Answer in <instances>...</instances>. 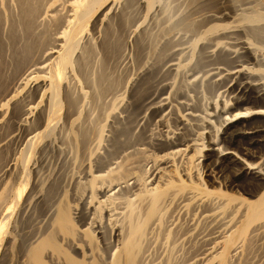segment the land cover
<instances>
[{"label":"bare ground","instance_id":"obj_1","mask_svg":"<svg viewBox=\"0 0 264 264\" xmlns=\"http://www.w3.org/2000/svg\"><path fill=\"white\" fill-rule=\"evenodd\" d=\"M130 1L132 4L133 0ZM130 1H127L128 4ZM197 1L198 0H196L195 3ZM202 1H206L211 5V2H208V0ZM198 2H200V0ZM135 3L137 4V2ZM207 3L206 6L203 3L205 8L203 7L204 10H202V8L199 12L209 11L208 9L205 10L208 6ZM215 3L213 6L217 5ZM2 4L4 10H7V13H5L7 18L6 24L0 31V107L4 104H10V111L8 113L9 120H7L15 127L13 130L21 131V133L18 134L13 130L4 133L3 131L5 130H3V134L0 135V160L2 157L1 154H4L10 144L15 143L18 145L17 151H19L15 152L14 150L11 157L5 160L2 157L4 161L0 165V196H2V198L0 197V237H3L4 230L7 228L6 225L8 224L6 218L8 217L9 209L13 205V201L6 202L4 200L6 197H4L3 194L6 193L5 195L8 196L10 191V187L7 186L8 181L9 179L11 182L15 180L16 174L18 173H16V165L18 162H15V154L21 155V162H19V165L23 166L22 171H24L28 163L31 149L39 141L43 133L46 132L50 125L58 118V113L62 107V103L60 102L62 99L58 97L59 88H62L64 92L63 102L65 105L64 113L62 114V129L64 130L65 127L70 131L71 137L75 138L77 146L79 147L78 149H80L81 152L79 156L80 161L77 163H80L81 166L80 178L82 180L80 181V194L78 195L76 204H70L73 200H71L70 203L65 201L61 203L57 202L58 204L55 211L53 210L54 213L51 217L52 220L49 228L47 230L45 229L46 231L40 232L35 239L33 238L34 240L32 242L30 241L31 245L24 256H22V258H24L20 264H45L43 257L47 258L46 261H48L49 264H149V261L154 257L152 256L151 259L147 258L146 252L147 249H150L147 246L151 245L150 243L148 244V242L153 235L160 231L162 232V230H164L163 228L169 231L167 233V239L171 237V239H168L170 242L168 241L167 244L165 243V251L167 253L163 258V260H165L164 264H177V262H179V260L181 262L183 258H187L186 260L190 258H194L195 260L201 258L208 262L214 261L215 264H228V253L230 250H236L242 246H244L246 251L252 249L253 238L255 239V236L259 233L261 228H264V222H262V220L260 221V219L264 217V120L261 122L251 121L254 118H264V87L262 82L258 79L261 76L255 78L249 75L243 63L236 66L232 65L231 67H226L225 65V67L218 66L214 63L212 64L215 65V67L212 68L214 71H211L210 76L212 75L211 78H214L217 82L221 79L223 85H227L229 99L222 100L221 106L214 103L215 105L212 107V112H204L203 115L195 113V110L192 109L193 107L190 108L191 104L190 107H186L185 105L187 104L183 103L182 106L179 105L180 115H176V109L173 107V104L171 105L168 103L169 101L166 96H160L162 93L166 94L165 90L158 91L159 87L154 84L155 86H153V88H156V86L158 87L157 92L154 91V89L152 91L151 86V91L149 94L147 93L148 96L145 94V92H148L147 89L150 88H148L149 81L152 79L149 80L151 72L149 75L147 74L148 76H143L144 73H142L140 74L141 82H138V87L136 90L135 88L132 89L135 90L136 97L134 96V105L130 106V108L133 107V110L136 107L142 111L139 113L136 112L138 115L144 111L143 115L139 117L140 121L138 120L137 125H139V123L140 125L141 123L143 124V121L144 124H146L149 120V122L154 120L160 125H163L162 127L164 128L161 129L160 127L159 131L156 132L150 127L152 131H155V133H152L149 127L144 125L139 131L137 140L133 139L134 141L128 142L125 141V138H121L122 136L128 135V132L132 134L134 128L132 129V124L130 127L128 122L122 127L117 128V133H115L116 131H112L113 133L111 134L115 133L116 135H113L111 139L109 135L106 137L110 140L109 146L111 145V149H109L107 154L104 151L105 153L103 154H106L105 156L102 154L99 155L97 149L100 145L103 131L102 126L99 125V120L102 121L101 117L103 116H100V119H98L99 114H96L97 118H94L93 112L96 107L95 105L101 103V105H99L102 106V104L106 102L110 103L111 99L109 100V98H107L109 101H106L105 92L112 90L109 86L111 83V76L108 74L111 72L106 73L108 69L106 66L107 62H105L106 58H104V60L101 59L103 63L99 64L100 67L97 71L91 69L93 64L90 63V58L96 50H94V43L86 31L88 21L91 17H93L91 22L92 27H89V29L100 30L98 25L102 22L108 11L111 10L113 0H2L0 1V9L3 10ZM233 4L236 5L235 3ZM225 6H218L215 10H212L210 7L212 11L210 10L211 12L203 13L201 18L197 11L195 17L199 16L202 24L201 21H199L200 19L196 22L199 21L204 27L205 24L207 25V23H209L205 21L211 22V20L216 21L225 17L227 18L228 8L226 7L229 5ZM199 7H201L200 4H198L197 8ZM193 15L191 17H193ZM1 17L0 13V18ZM121 17L123 16L121 15ZM228 17L230 18V16ZM112 19L113 18L108 15V19L104 20L105 26H103L104 24L102 26L105 27V30H108V26L111 25ZM122 19L120 18L118 20L122 21ZM199 23H196V26H200ZM220 26L222 25L217 23L206 26L203 30V35L209 37V42H211L209 43L210 45L214 41L213 43L215 45L220 46V49L216 50L217 54L214 52L215 55H217L214 58L224 63V61H228V55L230 53L228 51H233V49L230 48L233 42L220 40L221 38L229 39L230 36L227 34L220 33L222 35H215L217 31L220 30ZM112 28L109 29L112 31ZM118 28L119 27H117V29ZM236 28L239 29V27ZM107 30L105 32L101 30L104 36L101 35L98 44L101 47L100 50L106 55L111 52L115 54V50L121 51L119 47L117 48L116 44L119 42H111V39L108 37L111 33L108 34L110 30ZM154 35L153 37H155ZM237 35L238 33L236 36ZM118 38H120V36ZM237 38L239 37H236V39ZM143 41H141L140 44L143 45ZM206 41L204 43H207ZM120 43L118 46H120ZM237 43L240 44L239 48L240 50L242 49L241 52L245 53V58L250 59L249 53L250 51L252 53V50L250 49L249 51V43L245 41ZM201 45L202 43L200 47ZM123 47L125 46L123 45ZM139 48L140 47L136 49ZM4 53L6 58H3ZM177 54L178 52L171 55L174 57V55L177 56ZM205 54H207V52ZM239 54L238 52L236 55L238 56ZM115 55L117 56V54ZM210 55L214 56L212 54ZM121 56L122 55L118 56V58ZM109 57L108 55L107 59H109ZM239 57L237 59H239ZM112 59L113 58H111V62ZM170 59L172 60L175 58ZM252 59L254 60V58ZM257 59L260 60V58ZM101 60L99 61L100 63ZM115 60L116 58L113 61ZM213 61L216 62V60ZM239 61L237 60V62ZM244 61L247 62V60H243V62ZM229 62H227L226 65ZM256 62L258 64L259 61ZM108 64L110 66V63ZM164 64L162 63L161 65L163 66ZM206 64L209 63L206 62ZM155 65L158 66L157 64ZM174 65L175 64L172 62H168L167 66L169 68H167L170 70ZM254 65L255 64H252V66ZM96 68H94V70H96ZM146 70L147 68L145 71ZM147 71L146 73H148ZM165 72H167V70ZM202 72L203 71H201V73ZM203 73L205 74V72ZM193 75L194 74H192V76ZM263 76L264 75H262V77ZM154 77L158 76L155 75ZM215 77L218 78L216 79ZM164 79L166 78L163 77L161 80L164 81ZM76 81L81 83L82 86H77ZM153 81L154 80H152V82ZM28 83H33V85L30 90L27 91L25 89L26 91L24 92V86ZM119 83H121V81ZM164 84L165 83L161 84L160 88H162ZM169 84L171 85V82L168 83V86L166 84L167 87H165L168 88L170 86ZM119 90L121 89L119 88ZM140 93H144L145 97L143 96L142 99H140L137 96ZM131 94H133V92ZM106 95L108 96V94ZM173 95L175 94L173 93ZM180 97L181 95L179 98ZM179 98L177 97L178 100ZM251 98L255 100L252 101ZM42 99L45 102L44 106L40 110L38 109L37 115L34 114V116L36 115V117L33 116L34 119L28 120L31 112L37 107H40L39 104H41L40 102ZM181 102L176 103L180 104ZM125 107L123 109L124 111ZM127 107L126 109L129 108ZM172 107L175 110H173ZM97 109H100L98 105ZM102 109L108 108L102 107ZM132 110L129 111L131 112ZM134 111H136V109ZM130 112L126 114V111L124 113L121 110L117 116L111 114L113 118L121 120L123 123V120L127 122L132 118H128V114L133 113V111ZM145 113L147 117L144 116ZM102 115L105 116L104 113ZM133 115L134 114L130 116ZM168 115H171L172 118V122L170 121L172 123L171 127L164 123ZM136 118H138V116L135 117V119ZM146 118H148V120H146ZM132 120L134 121V118H132ZM189 120L201 121V125L198 126V131L195 133L186 132L187 126H190L187 125L189 124ZM28 123L29 126L27 125ZM149 124L153 125V123ZM128 126L132 131L129 130ZM112 128L111 126L110 129ZM71 137L69 138L71 139ZM128 138L130 141V136ZM65 146L67 147L66 144ZM105 147L106 146L103 148L106 149ZM104 149H102V151ZM200 157L202 158L199 160ZM190 162H192L194 167L196 166L197 170V166L200 167L201 174L207 178L209 177L214 182L220 183V181L224 179L222 187H224L225 191L222 192L220 191L221 189H219V191L217 190L218 192H215L204 188L203 183L195 182L194 179H196V181L198 180L196 175L191 176L193 178L195 177L193 179L194 182L190 181L187 177L188 167L186 166ZM149 163L150 165L147 168ZM175 166L179 167V175L185 176L184 179L176 177V174H174L176 170ZM140 167L143 168L142 172V168ZM9 170H14V176L11 178H9V175H11V172L10 174L8 173ZM228 171L233 174L231 175L230 173L232 178L228 175L231 179H226V172ZM7 174L8 177H6ZM196 174L198 175V171ZM241 176H246L247 179L249 178L248 180L253 181V185L254 183L258 184L257 188L256 185H254L255 189H251L252 192L248 190L251 194L248 193L249 196L247 195V197L252 196L253 199L226 193L228 189L231 190L237 185L235 182L236 177ZM59 184L60 183H58V185ZM200 185H202V187ZM238 189L236 193H239ZM35 194H37V192H35ZM71 196H73V193ZM75 200L76 199H74V202ZM188 207L193 211L196 210L194 213L195 217H193L195 223L192 226V219H189L188 224L185 223L187 227L183 230L181 227L182 225L180 226L178 223L175 224L174 221L178 220L179 217H181V212L186 211ZM191 212L190 210V213ZM49 213L51 214V212ZM170 224L173 225L171 226L172 228H167ZM165 230L162 233H164ZM200 232H203V234L200 235ZM162 233L161 235L159 234V236L163 239ZM32 235H34L33 232ZM29 236L31 235L29 234ZM194 238L197 240V243L199 242L207 246L201 251V257L197 258L196 254L197 251L199 253V249L202 247L200 244L198 250L196 248L197 246L195 247L197 251L193 248V250L196 251L192 250L194 253L193 255H191V251V256L189 257L184 256L185 253L183 256H180L178 252L182 243L181 241L187 240L188 242H192ZM29 239L30 238H28V240ZM260 239L261 238H259V240ZM6 245L7 244H5V246ZM19 247H21V245ZM188 247H190V245ZM188 247L185 248V252ZM25 249H23V252ZM153 255H155L154 252ZM4 256L5 255H3V257ZM19 259H21V255ZM3 260H5V258ZM6 261L7 260L1 263L4 264Z\"/></svg>","mask_w":264,"mask_h":264},{"label":"rangeland","instance_id":"obj_2","mask_svg":"<svg viewBox=\"0 0 264 264\" xmlns=\"http://www.w3.org/2000/svg\"><path fill=\"white\" fill-rule=\"evenodd\" d=\"M0 1H2V0H0ZM127 1L128 0H113V5H112L111 10L108 11L107 15L104 17L102 22L98 25L100 30L89 29V27L90 28L92 27L91 22H92V18L93 17H91V19L88 21V27H87V31H86L87 34H89V37H91L92 42L94 43L93 44V47H95L94 50H96V51H94V53L95 52L96 53L95 54L93 53V55L90 58V63L93 64L92 66L90 65L91 69L93 71H97L99 69V67H100L99 64H102L103 63L102 60H104V58H106L105 62H107L106 66H107L108 69L106 70L107 72L106 71L105 72L106 73L111 72V73H108V74H109V76H111L110 77V82L113 85L110 83L111 85L109 84V86L114 91L113 92L111 90V88H110L111 91L105 92L106 94H108V96L105 94L106 101H109L111 99L110 103L106 102L105 104H102V106H100L101 103H99L100 105L97 104L98 108H100L99 110L97 109V105H95L96 106L95 107L96 110L94 109V112L95 111L96 112L95 113L93 112L94 118H97L98 114H99L98 119H100V116L104 117V118L101 117L102 121L99 120V125H101L102 128H103L102 139H101L100 145H99V147L97 149L99 155L102 154L103 156H105L108 153L109 149H111V145L109 146V141L110 140H109V138L107 139L106 137L109 135V137L111 139L113 137V135H116L115 133H117V128L122 127L123 125L127 124L128 122L130 123V124L128 123V125L131 127V124H132V129L134 128L133 131H132V130H130V127L128 126L129 130L132 131V134H130V132H128V135L130 136V141L128 140L129 139L128 135L121 137L122 139L125 138V141H128V142H132L133 139L137 140V138L139 136V131H140L141 127L144 126V125L146 127H149V130L152 133L153 132L155 133V131L156 132L159 131L160 127H161V129L164 128V127H162L163 125H160L157 121H154V120L151 121V122H149L150 120L148 121L149 123H153V125L149 124L148 122H147L148 124L147 123L144 124V121H143V124L141 123V125L139 123L140 126L137 125L139 117L143 115L144 111H143V113H140V115H138L136 112L139 113V112H142V111H140L136 107H135L136 111H134L135 109L132 110L133 107L130 108V106L134 105L133 102L135 100H133V99H135V97H136L135 96L136 95L135 94L136 93L135 90L138 87V84L141 82V75L140 74H142V73H144L143 76H148L149 73L151 72L150 74L154 78L153 79L149 75V77H150L149 80L152 79L154 81L153 82H152V80L149 81L148 88L149 87L150 88L147 89L148 92H145V94L147 96H148L149 92L151 91V86H152V91L154 89V91L157 92V88L158 87L160 88L161 84L165 83L163 85L164 88L162 86L163 89L162 88H160V89L158 88V91H161V90L162 91H164V90L166 91L165 92L166 94L162 93L163 95L160 94V96H166L168 101H169L168 103L171 104V105L173 104V107L176 109V115L177 114L180 115L179 105L182 106L183 103L187 104V105H185L186 107H190V104H191L190 108L193 107L192 109L195 110V113L203 115L204 112H212L213 105L217 104L218 106H221L222 100H228L229 99V97H228L229 96L228 95L229 92H228V89H227L228 88L227 85H223L221 79L219 81L220 82V84H219V82H217V80H215L214 78H211L212 75L210 76L211 71H214V69H212V68H214L215 65H218V66H224L225 65L226 67H231L232 65L236 66L238 64L243 63V65L246 66L247 72L249 73V75H251L252 77H255V78H258L259 76H261L258 79H259L260 82H262L263 87H264V76L262 77V75H264V0H238V1L237 0L236 1L235 0H226V1L225 0H221V1L220 0H217V1H215V0L209 1L208 0V2H211L212 6L210 4H208L205 0H204L205 2L200 0L201 3L198 2L199 0L196 3H195L196 0H133L132 4H131L130 0H129L130 1L129 4H128ZM213 1H215L216 3L213 2ZM228 1H230V2H228ZM135 2H137V4ZM202 2L204 3L205 6H206V3L208 4V6H207L208 8L206 7L205 10L208 9L209 11L211 9L215 10L218 6H221V5H224V6H225V4H226V6L229 5L230 7L229 6H227V7L225 6V7L228 8L227 12H228V16H230V18L227 16V18L225 17L223 19H220L221 21L220 20H216V21L215 20L214 21L211 20V22L210 21H205V22H209V23H207V25L205 24L204 27H203V25H201L202 21H201L200 18H201V16H203L202 15L203 13L205 14L206 11H203V12L200 11L199 12V10H201L204 7ZM214 3L217 4L216 6L214 5L215 7L213 6ZM233 3H235L236 5H234ZM195 4H197V5H195ZM198 4H200L201 7L197 8ZM218 4H220V5H218ZM231 5L235 6V8L233 6L232 10H231V7H232ZM129 7H131V8H129ZM210 7H211V9H210ZM2 8H3V10L0 9V13H1V16H2L0 18V20L2 22L1 21L0 22L3 24V26L0 23V25H1L0 26V31L3 29L2 27H4V25L6 24V18H7L6 14H5V13H7V10H4L3 4H2ZM204 8L202 10H204ZM123 10H125V11H123ZM191 11L192 12L194 11L193 12L194 15H193V13ZM197 11L199 12L198 15H200V18H199V16L195 17L196 16L195 14H197L196 13ZM209 11H207L206 13H208ZM191 13H192L193 17H191L192 16ZM108 15H109V17L111 16L113 18L112 22H111V25L108 26V30L111 31V29H109V28H112V27H113L112 31L114 29L113 32L112 31L110 32V31H108L106 29L108 31V34L111 33V35L109 34V36H108L109 39H111L110 41L114 42V43L115 42H119V43L121 42L122 43V44L120 43V46H118L119 43H116L117 44V48L119 47L121 49V51H123V52H121V51H116L115 50V54H117V56L114 54V52H111V53L106 55L104 52H102V50H100L101 47L98 44L99 43V39H101V35L103 34V32H101V30L102 31L104 30V32L106 31L105 27H103V26H105V21L104 20L108 19ZM121 15L123 17H121ZM119 16H120L121 19L123 18L122 21L118 20V19H120ZM129 16H131V17H129ZM197 20L201 21V24L199 23V21L196 22ZM195 22L199 23L200 26H196ZM213 23H217V24L222 25V26L219 27L220 30H218L215 35L219 36V34L222 33V34H227V35L230 36L229 39L228 38H221L220 39L221 41L233 42V43H231L232 47H230L231 49H233V51H228V52H230V53L232 52V53L231 54L229 53L228 61H227V62L230 61L228 64H231V65L227 64L228 65L227 66L226 65V63H227L226 61H224V63H221V62H219L218 59L214 58V57L217 56V55H215V53H216V50L220 49V46L215 45L213 43L214 41L212 42V44H211L212 46H211L209 44V43H211V42H209L210 41L208 39L209 37L207 35H203V30L205 29V27L209 26V25H211ZM199 24H197V25H199ZM117 27H119V28L117 29ZM236 27H239V29L236 28ZM102 28H104V29H102ZM236 29H238V30H236ZM165 31H166V33H165ZM232 31H236L238 33V35L236 36L237 33L236 32H232ZM93 32H94V34H93ZM117 33L120 34V35H118ZM127 33H128V35H127ZM148 33H149V35H148ZM195 33H197V34H195ZM115 34H116V38H115ZM222 34H220V35H222ZM239 34H241V35H239ZM153 35L155 37H153ZM102 36H104V35H102ZM119 36H120V38H118ZM139 36H140V38H139ZM96 37L98 38V40H97ZM133 37H134V39H133ZM236 37H239V38L236 39ZM141 41H143L142 42V43H144L143 45L140 44ZM205 41L207 43H204ZM240 41H245L246 43H249V47H250L249 51H250V49L252 50V53H251V51L249 53L250 57H251L250 59L252 61L250 59L245 58L246 57L245 53L241 52L242 49L240 50V48H239L240 44L237 43V42H240ZM137 42H138V44H137ZM234 42H235V45H234ZM201 43H202L203 46L201 45V47H200ZM135 44H136V46H135ZM204 44H205V47H204ZM213 44L215 45V47H214ZM123 45L125 47H123ZM207 45L208 46L210 45L211 47L210 46L208 47ZM138 47H140V48L136 49ZM167 48H168V50H167ZM199 48H200V50H199ZM135 49H136V53H135ZM141 51L143 53H145V54H143ZM174 52L175 53L178 52V54H177V56L174 55V57H173L171 54H175ZM206 52L209 55L205 54ZM238 52L240 53L239 54L240 57H239V55L238 56L236 55V54H238ZM169 53H170V55H169ZM118 54H120L122 56L118 58V56H120ZM136 54H138V55H136ZM161 54H163V55H161ZM210 54H212L214 56H211ZM108 55L110 56L109 59H107ZM141 56H143V57H141ZM169 57L170 58H175V59L171 60ZM185 57H187V58H185ZM238 57H239V59H237ZM3 58H6L5 53L3 55ZM111 58H113L112 59L113 63L111 62ZM115 58H116L117 61L116 60L113 61ZM230 58H231V60H230ZM252 58H254V60ZM257 58H260V60L257 59ZM100 60H101V63L99 62ZM106 60H108V61H106ZM165 60H167V61H165ZM205 60H207V61H205ZM213 60H216V62H214ZM237 60L238 61L240 60L239 61L240 63L237 62ZM243 60H247V62L246 61L243 62ZM255 60L259 61L258 64H257V62ZM164 61H165V64H164ZM212 61H213V63H212ZM168 62H172V63L175 64L173 66V68L170 69V70L168 69L169 67L167 66ZM206 62L209 63V64H206ZM95 63H97V64H95ZM108 63H110V66H109ZM162 63L164 64L163 66L161 65ZM214 63H215V65H212ZM155 64H157L158 66H156ZM252 64H255V65L252 66ZM259 64H261V65H259ZM113 66H115V67H113ZM138 67H139V69H138ZM202 67H204L205 69L202 68ZM209 67H210V69H209ZM94 68H96V70H94ZM146 68L148 70V71L146 70L148 73H146V71H145ZM160 68H161V70H160ZM122 69H124V70H122ZM166 70H167V72H165ZM171 70H172V72H171ZM193 71H194V73H193ZM201 71L205 72V74L203 72L201 73ZM121 73H122V75H121ZM152 73H153V75H152ZM165 73H166V75H165ZM192 74H194V75L192 76ZM155 75H157L158 77H154ZM114 76H115V78H114ZM163 77L166 78V79H164V81H166V82L161 80V79H163ZM155 78L159 79V80H156ZM215 78L217 79L218 77H215ZM116 79H117V81H116ZM199 79H201V80H199ZM192 80H193V82H192ZM120 81H121V83H119ZM159 81H160V83H159ZM170 82H171V85L169 84L170 86L168 88H166L168 86V83H170ZM76 84H77V86H82V84L78 83L77 81H76ZM121 84H122V88H121ZM154 84L157 85L158 87L156 86V88L155 87L153 88V86H155ZM166 84H167V86H166ZM32 85H33V83H28L27 85L24 86L23 91L25 92L26 90L27 91L30 90ZM109 86H108V90H109ZM106 88H107V86H106ZM113 88H115V89H113ZM119 88L121 90H119ZM134 88H135V90H132ZM116 89H118V90H116ZM59 90L60 91H58V97H59V99H62V100H60V102L62 103V107L60 108V111L58 113V118H57L56 121H54L53 124L50 125L48 130L43 133V135L41 136L39 141L35 144V146H33V148H32L33 150L31 149V152H30L29 157H28V163H27V166L24 168L25 169L24 171H22L23 170V166L19 165V162H21V157H20L21 155L15 154L16 155V161L15 162L16 163L18 162L17 163L18 166L16 165V173L17 172L18 173L16 174L15 180H13L11 182V180L9 179V181H8L7 186L10 187V191L8 193V196L5 195L6 193L3 194V196L6 197L4 200L6 202L13 201V205L9 209V214H8V217L6 218V221H7V224H8V225H6V227H7L6 229L7 230L5 229L4 233H3V237H0V259L3 257V255H5L0 260V264H2L3 261H5V260H7L6 262H8V263L4 262V264L5 263L6 264H14V263L15 264H20V262L24 258V257L22 258V256H24L25 252L27 251V249L31 245V242L40 234V232L46 231L49 228L50 222L52 220L51 217L53 216V213L55 211V208H56L57 204L59 202L61 203L63 201L70 203L71 200H73V202H71L70 204H76L78 195L80 194L79 193L80 192L79 191L80 190L79 189L80 188L79 185H80V181L82 180L80 178L81 166H80V163H77V162L80 161V157L79 156H80L81 152H80V149H78L79 147L77 146V142H76L75 138L71 137L72 135H71L70 131L67 128H65V127H64V130L62 129V125H63V115L62 114L64 113L65 105H64V102H63L64 101L63 100L64 99V97H63L64 96V94H63L64 92H63L62 88H59ZM115 91H117V92H115ZM144 91H145V89H144ZM110 92H111V95H110ZM132 92H133L134 95L131 94ZM172 92L176 96L173 95ZM112 94H114V95H112ZM145 94L144 93H140L137 96L140 99H142V97ZM169 95H170V97H169ZM180 95H181V97L179 98ZM132 96L133 97L135 96V97L133 98ZM172 96H174V97H172ZM187 96H188V99H187ZM128 97H131V98H128ZM177 97L179 98V100L177 99ZM107 98H109V100H107ZM251 99H252V101L255 100L254 98H251ZM176 102H181V103L178 104ZM40 103H41V104H39L40 107H37L36 109H34L31 112V115H30L28 120L34 119L33 118L34 114L37 115L38 109L40 110L44 106L45 102L42 99V101ZM107 103H108V106H107ZM115 103H116V105H115ZM125 106L129 110H132L133 113H131L132 111L130 112L128 109H126ZM102 107L103 108H108V109H102ZM124 107H125L126 114L129 113V112L131 113V114H128V118L129 119H130V117L134 118L135 122L132 120V118L130 119V121H127V122H125L123 120V123H122L121 120L113 118V116L114 115L117 116L118 113L121 112V110L125 113V111L123 110ZM174 108H173V110H175ZM198 108H199V112H198ZM200 109H201V111H200ZM104 110H105V112H104ZM9 111H10V104H4V105H2V107H0V135L3 134L2 133L3 130H5V131H3L5 133V132H9V130L11 131V130H13V128H15V127H13L12 124H10V121H8L9 120V114H8ZM200 112H202V113H200ZM103 113L105 114V116L102 115ZM111 113L113 114V116H112ZM132 114H134L136 116H134V115H133L134 117L130 116ZM174 114H175V111H174ZM36 115L34 117H36ZM146 115L147 114L145 113L144 116H146ZM137 116H138V118L135 119V117H137ZM116 120H118V121H116ZM146 120H148V118H146ZM146 120H145V122H146ZM171 120H172L171 115H168L166 117V119L164 120V123H166L167 126L171 127V124H172ZM263 120H264V118L262 117V118H254L251 121H253V122H259L260 121L261 122ZM132 122L134 124L135 123L136 124L134 125ZM200 122L201 121H199V120H194V121H190L189 120V124H187V125H190V126H187L186 132L195 133L196 131H198V126L201 125ZM116 123H117V125H116ZM119 123H121V124H119ZM27 125L29 126V123ZM157 125H159V126H157ZM194 125H195V128H194ZM111 126L113 127L112 129H110ZM135 126H136V128H135ZM150 127L153 128V130H155V131H152L150 129ZM196 128H197V130H196ZM189 129H190V131H189ZM191 129L193 130V132H192ZM13 131L17 132L18 134L21 133V131H17V130H13ZM112 131L113 132L116 131V132L114 134H111V133H113ZM136 134H137V136H136ZM203 135H205V134H203ZM69 137H71L72 140ZM104 137L106 138L107 141L105 140ZM64 141H65V143H64ZM65 144L67 145V147L65 146ZM17 146L18 145H16L15 143L10 144V146L8 147L9 150L7 149V150H5L3 155L1 154L3 159L5 160L8 157H11L12 153L14 152V150H15V152H19V151H17L18 150ZM102 146L103 147L106 146L105 147L106 149H104ZM146 148H148V147H146ZM146 148H145V150H146ZM102 149H104V150L102 151ZM104 151L106 152V154H103V153H105ZM2 157H1L2 161L0 160V165L4 161L2 159ZM201 158L202 157H200L199 160ZM149 165H150V163L147 165V168L149 167ZM76 166H77V168H76ZM186 166L188 167V170H187L188 176L187 177L190 179V181L194 182V180H195V182L203 183L204 188L209 189V190H213L215 192H218L219 189H221L220 191H222V192L225 191L224 187H222L223 186L222 183H223L224 179L222 181H220V183L214 182L209 177L207 178L206 176H203V174H201V169H199L200 167L197 166V168H198V170H197L196 166L194 167L192 165V162L188 163V165H186ZM175 167H176V170H175L174 174H176V177H178L180 179H184L185 176L179 175V169H178L179 167L178 166H175ZM140 168H142V167H140ZM13 171L14 170H9L8 173L10 174V172H11V175H9V178L14 176ZM142 171H143V168H142L141 172ZM197 171H198V175L196 174ZM230 173H229V171L226 172V179H231L232 178L231 175H233V174L231 173V175H230ZM193 175H196L198 177L197 181H196V179H194L195 177L194 178L191 177ZM228 175H230L231 178ZM6 177H8V174L6 175ZM248 179L246 178V176L245 177L244 176L236 177V179H235V182L237 183V185L235 186L236 188L235 187L232 188L233 190L232 189L231 190L228 189L226 191V193L227 194H232V195H237V196H242V197L248 198V199H250V198L253 199L252 196L251 197H247V195H248V193L252 192L251 189L254 188V185H256V188H257L258 184L254 183V185H253V183H252L253 181L248 180ZM74 182H75V184H74ZM76 182H77V184H76ZM58 183H60V184L58 185ZM215 183H216V185H215ZM208 184H210V185H208ZM239 184L241 186L242 185L243 186L241 187ZM250 184H251V186H250ZM213 185H214V187H213ZM200 186L202 187V185H200ZM0 189H1V187H0ZM11 189H12V191H11ZM237 189H238L239 193H236ZM30 191H31V194H30ZM32 191H33V193H32ZM38 191H39V193H38ZM35 192H37V194H35ZM246 192H247V194H246ZM72 193H73V196H71ZM13 195H14V197H13ZM15 195H16V197H15ZM49 196H51V197H49ZM0 197L2 198V196H0ZM70 197H72V198H70ZM74 199H76L75 202H74ZM42 201H43V203H42ZM190 210L192 211L191 213H190ZM43 212H45V213H43ZM49 212H51V214ZM195 212H196V210L193 211L190 207H188L186 209V211L181 212V217H179L178 220L174 221L175 224L178 223L180 226L182 225L181 227L184 230V228L187 227L188 220L192 219V223H193L192 226H193L194 223H195V220L193 218V217H195V215H194ZM189 214H190V216H189ZM185 216L188 217V218H186ZM261 220H262V222H264V217H262L260 219V221ZM38 222H40V223H38ZM185 223H187V224H185ZM31 226H32V228H31ZM171 226H173V225L170 224V226H168L167 228H172ZM163 229L165 230V228H163ZM164 230H162V232ZM260 231L258 233L259 235L257 234L255 236V239L253 238V247H252L251 250H249V251L247 250L246 251L244 246H242L240 248H237L236 250H230L231 253L230 252L228 253V264H233V263L234 264H264V247H263V245H264V232H263L264 228H261ZM32 232L34 233V235H32ZM162 232L160 231L159 233H156L155 235H153L150 238L151 242L150 241L148 242V244L150 243L151 245L147 246L148 248H150V249H147V252H146L147 253V258L151 259L152 256L154 257V258H152L149 261V264H164L165 263L164 262L165 260H163L164 256L167 253L165 251V248H166L167 242L169 241L168 239H171V237H168V239H167V233L169 231L165 230L164 233H162ZM161 233H162L163 239H162L161 236H159V234L161 235ZM29 234L31 236H29ZM163 234H165V235H163ZM202 234H203V232H200V235H202ZM200 235H198V236H200ZM260 235H262V236H260ZM27 237L30 238V239L28 240ZM259 238H261V239L259 240ZM164 240H166V241H164ZM186 241L187 240L181 241L182 242L181 243L182 247L180 246V250H179L178 254L180 256H183L184 253H185L184 256L189 257V256L194 254L193 251L196 250L195 249L196 246H197L196 248L198 250V248L200 247L199 246L200 243L199 242L197 243L196 242L197 240H195V238L192 240V242L191 241H189V242L187 241L186 242ZM184 242H186V243H184ZM5 244H7L8 246L7 245L5 246ZM22 244L24 245V247H23ZM13 245H14V247H13ZM20 245H21V247H19ZM189 245L192 248L188 247ZM200 245L202 247H200L199 253L196 250L197 251V253H196L197 254V258L201 257V254H200L201 251H203V249L205 247H207L206 245H203V244H200ZM257 245H259V246H257ZM5 247H6V249H5ZM22 247H23V249L26 248L24 250V252H23ZM152 247H154V248H152ZM158 247H160V248H158ZM186 247H188L186 249V252L188 251L187 253L185 252V248ZM193 248L195 250H193ZM161 249H162V251H161ZM10 250H11V252H10ZM150 252L152 253V255H151ZM153 252L155 253V255H153ZM190 252H191V255H190ZM2 253H3V255H2ZM157 253H158V255H157ZM254 253H255V255H254ZM20 255H21V259H19ZM4 258H5V260H3ZM186 259L187 258L181 259L182 260L181 262L179 260L180 264H182V263H184V264H215L214 261L208 262V261H206L204 259H201V258L196 259V260L194 258H190L188 260H186ZM43 260H44L45 264H49V262L46 261L47 260L46 257L45 258L43 257ZM153 260H155V261H153ZM183 260H184V262H183ZM179 262H177V264H179Z\"/></svg>","mask_w":264,"mask_h":264}]
</instances>
